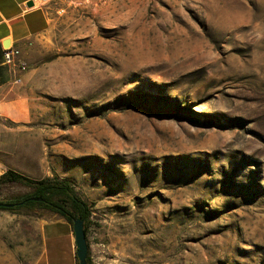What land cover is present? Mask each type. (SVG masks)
I'll return each mask as SVG.
<instances>
[{"label": "rangeland", "instance_id": "374dc122", "mask_svg": "<svg viewBox=\"0 0 264 264\" xmlns=\"http://www.w3.org/2000/svg\"><path fill=\"white\" fill-rule=\"evenodd\" d=\"M25 72L13 169L69 181L93 264H264V0H64ZM59 216L0 210V264Z\"/></svg>", "mask_w": 264, "mask_h": 264}, {"label": "crops", "instance_id": "0c3cea01", "mask_svg": "<svg viewBox=\"0 0 264 264\" xmlns=\"http://www.w3.org/2000/svg\"><path fill=\"white\" fill-rule=\"evenodd\" d=\"M62 1L0 0V156L4 157L0 161L8 165L0 174L15 168L17 157L27 154L24 128L30 120L25 111L28 105L18 92L28 75L6 64L3 50L6 47L19 49V57L27 64L32 42L48 29L52 11ZM7 42L8 46H4ZM52 222L61 228L54 227L49 233L44 229V250L34 264H78L72 227L61 216Z\"/></svg>", "mask_w": 264, "mask_h": 264}, {"label": "trees", "instance_id": "16d2710c", "mask_svg": "<svg viewBox=\"0 0 264 264\" xmlns=\"http://www.w3.org/2000/svg\"><path fill=\"white\" fill-rule=\"evenodd\" d=\"M10 183H20L29 187L31 190L13 200L4 201L5 203H13V205L9 207L0 205V210L15 213L21 210L35 211L37 209H47L63 217L71 227L73 220L80 218L83 220L87 239L91 208L78 195L68 180L60 179L57 176L34 179L9 168L0 174V184ZM33 197H39L42 200L32 199ZM0 203L3 202L0 201ZM87 261L89 264H93L90 257L89 244Z\"/></svg>", "mask_w": 264, "mask_h": 264}, {"label": "water", "instance_id": "95a60500", "mask_svg": "<svg viewBox=\"0 0 264 264\" xmlns=\"http://www.w3.org/2000/svg\"><path fill=\"white\" fill-rule=\"evenodd\" d=\"M4 46H8V42L4 43ZM35 200H42L39 197H33ZM0 205L4 207L12 206L13 203H0ZM72 229L74 233V240L76 245V256L78 259V264H89L87 261V253H88V243L84 231V223L80 218H75L73 220Z\"/></svg>", "mask_w": 264, "mask_h": 264}, {"label": "built area", "instance_id": "2783aa9c", "mask_svg": "<svg viewBox=\"0 0 264 264\" xmlns=\"http://www.w3.org/2000/svg\"><path fill=\"white\" fill-rule=\"evenodd\" d=\"M19 56L20 51L15 47H6L3 50V59L6 64L18 67L20 70L25 71L27 64Z\"/></svg>", "mask_w": 264, "mask_h": 264}]
</instances>
